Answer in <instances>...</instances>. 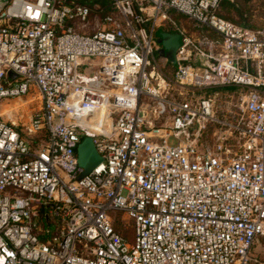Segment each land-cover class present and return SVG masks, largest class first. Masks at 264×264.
I'll list each match as a JSON object with an SVG mask.
<instances>
[{
    "label": "built area",
    "instance_id": "2783aa9c",
    "mask_svg": "<svg viewBox=\"0 0 264 264\" xmlns=\"http://www.w3.org/2000/svg\"><path fill=\"white\" fill-rule=\"evenodd\" d=\"M222 2L8 0L0 102L40 108L0 116V264H264V27ZM159 29L182 38L170 75ZM84 137L102 162L80 179Z\"/></svg>",
    "mask_w": 264,
    "mask_h": 264
},
{
    "label": "rangeland",
    "instance_id": "374dc122",
    "mask_svg": "<svg viewBox=\"0 0 264 264\" xmlns=\"http://www.w3.org/2000/svg\"><path fill=\"white\" fill-rule=\"evenodd\" d=\"M220 14L227 20L236 24L246 25L253 29L263 28L264 0H224L220 9ZM170 15L178 26L186 30L187 36L194 37L195 29L191 21L174 12H171ZM156 38L158 39L159 37L156 36ZM157 56L158 54L156 58ZM163 63V61L160 62V64ZM97 66L98 65L95 64V67ZM164 70L166 74L170 75L172 73L171 63L166 65ZM172 87L178 89L176 85H172ZM39 108L40 100L37 92L33 90L20 97L3 99L0 102V116L6 123L20 130L28 125L33 113ZM169 143L175 144L176 140L171 137ZM114 217V228L131 243L134 237L133 225L127 222V220H123V215L120 213H116ZM251 254L258 255V260L264 258V240L254 245Z\"/></svg>",
    "mask_w": 264,
    "mask_h": 264
},
{
    "label": "water",
    "instance_id": "95a60500",
    "mask_svg": "<svg viewBox=\"0 0 264 264\" xmlns=\"http://www.w3.org/2000/svg\"><path fill=\"white\" fill-rule=\"evenodd\" d=\"M7 3L8 0H0V12ZM156 36L159 37L157 40L161 45V53L166 58L167 63H171L173 67H176L175 54L182 44L181 36L163 32L162 29L156 32ZM76 154L77 164L82 169V173L79 176L80 179L92 172L102 162V158L98 154L90 137H84L82 139L76 148Z\"/></svg>",
    "mask_w": 264,
    "mask_h": 264
},
{
    "label": "trees",
    "instance_id": "16d2710c",
    "mask_svg": "<svg viewBox=\"0 0 264 264\" xmlns=\"http://www.w3.org/2000/svg\"><path fill=\"white\" fill-rule=\"evenodd\" d=\"M105 1H106V0H93V1L88 2V1H86V0H82V2H84V3H88L89 5H91L92 3H100V4H104ZM223 1H224V0H223ZM222 3H223V2H222ZM221 6H222V4H221ZM219 16H220L221 18L227 20L226 18H224V17L220 14V12H219ZM227 21H229V20H227ZM230 22H231V21H230ZM232 23H233V22H232ZM234 24H236V23H234ZM237 25H241V24H237ZM241 26L249 27V26H246V25H241ZM249 28H251V27H249ZM252 29H253V28H252Z\"/></svg>",
    "mask_w": 264,
    "mask_h": 264
}]
</instances>
